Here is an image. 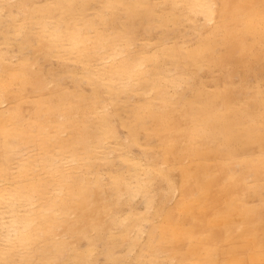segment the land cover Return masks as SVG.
I'll return each instance as SVG.
<instances>
[{
    "label": "bare ground",
    "instance_id": "1",
    "mask_svg": "<svg viewBox=\"0 0 264 264\" xmlns=\"http://www.w3.org/2000/svg\"><path fill=\"white\" fill-rule=\"evenodd\" d=\"M32 1L17 0L20 10L12 11L6 3L13 0H0L4 39L16 45L13 40L18 38L24 45L31 37L26 30L33 28L38 52L48 48L47 55L51 50L52 55L81 62L83 69L79 74L95 84L96 95L102 88L109 98L118 84L130 93H150L135 107L131 132H136L137 123L143 127L147 135L142 143L144 151L153 149L156 156H161L162 165L151 158L127 155L131 156L128 159L136 177L130 194H143L145 202V211L131 210L120 220L127 235L122 239L130 238L128 258L134 256L127 264H264V100L259 89L256 87L255 94L243 101L238 99L240 86L237 91L231 86H217L206 93L198 88L195 96L185 102L173 99L169 94L177 93L171 89L179 75L186 73L185 69L174 75L156 73L159 63L152 55L143 54L136 59L130 53L123 55L119 43L123 35L119 30L106 28L118 12H123L130 22L137 17L157 16L154 0H47L45 9L38 8V12L49 19L58 7L68 13L80 3L83 13L91 1L100 3L94 20L75 16L72 21L61 23L67 19L61 15L55 23L48 22L50 25L35 19ZM107 7L112 19L103 13ZM182 7L188 8L186 18L202 13L213 28L186 53L194 71L201 65L216 67L229 61L240 63L252 55L264 57V0H173L172 9L165 16L162 14L163 20L159 19L175 22ZM13 20H17L14 30L10 28ZM44 31L48 42L40 44ZM5 52L0 48V238L5 242L0 243V264H58L59 256L70 260V264H93L95 246L80 249L76 240H69L76 230L99 227L102 214H113H108L110 200L101 196L105 195L107 183L103 176L94 174L99 161L92 159L98 147L119 140L118 130L109 123L112 110L98 107L96 98L86 104L84 99L74 100L67 89L43 94L46 75L32 70L25 59L14 60ZM170 52L167 50L166 54ZM51 57L53 61L54 56ZM117 77L118 84L114 83ZM166 78L170 84L160 81ZM30 92L37 96L28 97ZM175 167L179 179L171 174ZM156 177L166 181L167 192L159 199L147 191ZM118 180L107 185L116 197L113 200L124 188ZM171 191L178 194L173 199L169 198ZM130 224L133 228H129ZM146 225L149 249L144 252L136 247V241L142 238Z\"/></svg>",
    "mask_w": 264,
    "mask_h": 264
},
{
    "label": "rangeland",
    "instance_id": "2",
    "mask_svg": "<svg viewBox=\"0 0 264 264\" xmlns=\"http://www.w3.org/2000/svg\"><path fill=\"white\" fill-rule=\"evenodd\" d=\"M16 1L17 0H13V2H11V3H6V4H9L11 6L12 11H19L20 10L16 4L17 3ZM34 1H32V2L35 3L36 7L34 6L35 9L33 8L31 12L34 15L35 19H40L45 25H50L51 22L55 23L57 21L58 17L61 15H66V17H67V19H65V21H63L61 23H64V22L66 23L68 20L72 21L75 18V16L76 17L78 16L77 18L94 20V19H96V15L99 11V5H100V3L98 1H96V2L91 1V3H89L88 7L85 9V11L83 13H81L80 8H79L80 6L78 5L80 3H78L71 10V12H68V13L65 11L64 8L58 7V9H56L57 12L54 11L51 15L53 18L50 17V19H49V17L44 16L45 18H47L46 22H45L41 11L40 12H38V11L41 9L42 10L45 9L44 7H45V4L47 3V0H34ZM45 1H46V3H45ZM172 1L173 0H154V2H153L154 7L156 6L155 8H157L155 10V12L157 13L159 11L161 13V15L163 14L165 16L166 12H169V10L172 9ZM166 2L168 3L167 5H166ZM1 5H3V4L1 3ZM91 5L92 6L96 5V6L92 7ZM165 5H166V7H165ZM38 8H39V10H38ZM9 9L4 10V12L7 13L9 11ZM77 9H79L80 13H79V11H77ZM177 9H179V8H177ZM92 10H95V11H92ZM177 11H179V10H177ZM34 12H36V13H34ZM55 12H56V15H55ZM159 12L157 13V16L153 14V17L150 15L149 18H142V19H141V17H137V18L132 19V22H130L126 19L123 12H118L115 20H113L111 9L109 7L103 9L104 15L110 16L112 19V22L107 23V25H106V28L108 29V31L110 29H116V30H119L121 35H123L122 42H119V43H121L120 49H121L123 55H128V53H130V54H132V57L135 59L137 57H139L140 55H143V54L152 55L154 57V59L156 60V63L157 62L159 63V68L155 69L156 73L158 72V73L162 74V73L168 72V73L174 75L177 71L185 69L186 73L179 75V78L176 80V85L174 87H172V89H171L172 93L177 92L176 94H169L173 99H176L178 102H185V101H187V100H189L195 96V90H197L198 88L202 89V93H206L207 91L215 89L217 86H219V87H226V86L230 87L231 86L234 88V91H237V87L240 86V90H239L240 95L238 97V99L240 101H243L249 95H254L256 92V87L259 89L260 96L264 100V57L257 58V57L252 55L248 59L243 58V61L240 63H235L233 61H229L228 63H224L223 65H219L216 67H208V66L201 65V67L199 69H196V71H194L193 70L194 67H192L190 65V63H188V61L186 60V55H187L186 53H187V51H192V49L202 41L203 34L207 35L208 33H210L213 30L212 23L207 21L203 17L204 15L202 13L201 14L200 13L194 14L193 15L194 18L193 17L190 19L186 18L184 15H185V13L188 12L187 7H182V11L180 12V16L178 17V19H180V18L181 19L180 20L177 19L173 23H171L170 21L169 22L168 21L163 22L162 21L163 15L162 16L159 15L160 14ZM54 16H56V17L54 18ZM145 16H148V15H145ZM6 18H10V16L6 17ZM18 18L23 19V16L19 15ZM159 18H161L162 20ZM123 20H125V21L127 20V21L125 22ZM198 20H199V22H198ZM4 21L5 20L2 21L3 26H5V24H6V21L5 22ZM15 21H17V20H13V23L10 26V28L12 30H14V26H15L14 22ZM146 21H148V22L146 23ZM155 21H158L159 23L161 22V24H158ZM113 22H115V23H113ZM193 22L196 24H194ZM164 24H167V25H164ZM133 26H134V28H133ZM195 26H198V27L196 28ZM173 28H176L177 31H175V29H173ZM188 29H190V30H188ZM187 30H188V32L186 33L185 31H187ZM32 32H34L33 28H29L26 30V34L31 36L29 43H25L24 45H21V40L18 38H15L13 40V42L16 45H13L11 40H9L8 38L4 39L5 32L0 28V34L1 35L3 34L2 36L0 35V43H1L0 48L4 49L6 51L5 53H7V55H10L11 57L14 56L13 57L14 60L25 59L29 63V65L33 66V68L31 67L32 70L39 72L43 77H44V74L46 75L45 78L48 82L46 81V85L42 90L43 94H45V95L50 94L52 91H54V89L59 88L61 90H63V89H67V91L69 90V93L70 92L72 93V94L70 93V95L72 96V98L74 100L84 99L83 100L84 104H86L87 101H91L93 98H96L97 103H98L97 104L98 107H100V108H102V107L107 108L108 107L112 110V114H111L112 117L110 116L109 123H110V126L113 127V129H115V127H116V131L118 130L117 135L119 137V140L114 139V140H111L110 143H107L106 146L102 145L101 148L98 147L96 149L98 151L95 150V153L92 156V159L94 158L95 160L99 161L98 163H97V161H95L97 164H95V166H96L95 170L96 171H94V174H98L100 177L103 176V179L106 181L107 185L108 184L111 185L113 182H115V179H117V180L119 179L116 182H121L123 187H124L122 194L120 196H118L117 199H115V200H113L112 197H114V198H116V197L110 192V190H109L110 187L107 186L106 184H105L106 185L105 195H104V193L103 194L101 193L102 198H104V199L108 198L110 200V203H109L110 204V211H108V214L110 215L113 213L112 215H114V216H112V215L108 216L106 214H102L101 225L99 227L95 228L94 230H93V228L92 229L89 228L90 230H88V228H86V230H79V231L76 230L77 232L75 235L70 234V236H72L71 237L72 239L69 241H75L76 240L75 242L77 243V246L80 247V249L81 248L87 249L90 247V245L95 246L93 254L95 253L96 256L94 255V257H93L95 259V263H93V264H96V262L98 264H100V263L103 264V260H104V264H111V263H113V264H127L128 259L134 260V256L132 258H128L129 257V250H131V249H129L130 248V243H129L130 238L122 239V236L125 237L127 235L125 233V230L122 229V227H121L122 226L121 221H122L123 217L126 216L127 213L130 212L131 210H134V211L137 210L135 212L145 211V204H144L145 202L143 200L144 197L142 196L143 194H139L138 196H133L130 194V190L133 188L134 184L136 183V177L133 176V171L131 169V164H130L131 159H128V158H131V156H128V158H127V155L132 153L141 159L151 158L156 164L162 165L161 156H156L155 151L153 149H150L151 150V151L149 150L150 152L144 151L145 149L143 148L142 143H144L146 141L147 135L144 133L143 127H140L141 125L139 123H137L135 125L136 132L135 133L131 132L132 125L135 124V119H134L135 114H136L135 107L137 106V104L139 102L143 103L146 100L145 97H148L150 95V93L149 92L146 93V91H144L142 94L138 95L134 92L130 93V91L129 92L125 91V90L120 88V85L118 84L119 78L117 77L114 80V83H117L118 86L112 90L111 94L109 95V98H108L107 94L102 93L103 92L102 88L97 90V95H96L95 90H94L95 84L93 82H92L93 83L92 84L90 81H88V79L85 76L79 74L83 69V65L81 62L73 61L71 59L65 60L63 57H61L59 55H52L53 53L51 54V52H52L51 50H50V54L47 55L49 53L48 48H44L43 53L38 52L37 47L39 45H38V42L36 41L37 37ZM44 33L45 34H44L42 42L40 44H46L48 42L47 37H46V32L44 31ZM188 36H190V37H188ZM169 38H171V39H169ZM200 38H201V40H200ZM129 42H130V44H129ZM119 43H118V45H119ZM170 43H171V45H170ZM52 44H53V42H52ZM118 45L116 44V48H118ZM161 45H163V46H161ZM2 46H3V48H2ZM13 47L16 49H14ZM51 47H52L51 48L52 50L55 49L54 45H51ZM26 50H27V52H25ZM30 50H31V52H29ZM114 50H115V48H114ZM167 50L171 51L170 55L166 54ZM40 56L41 57L43 56L42 59L37 60L40 58ZM51 56H54L53 61H52ZM163 56H164V59H163ZM215 57H217V53L215 54ZM168 59H171V60L169 61ZM35 61H36V64H35ZM160 61H161V63H160ZM32 62H34L33 63L34 65L32 64ZM47 62H49V63L51 62V63L48 64ZM42 65H45L46 68H44V66H42ZM41 66H42V68H40ZM58 68H59V70H58ZM203 68H206V69H203ZM42 69H43V71H42ZM56 69L58 71H56ZM75 70H77L78 72L75 73L74 72ZM83 80H85V81H83ZM160 81L167 83V84H170V82H168L169 81L168 78L161 79ZM181 81H182V83H181ZM73 88H75V89H73ZM79 90H80V92H78ZM103 90H106V89L103 88ZM181 90H184L185 93L181 92ZM81 92L82 93L84 92V94H82ZM118 92H120V94H118ZM73 93H75V94H73ZM114 94H116V95H114ZM130 94H132V95H130ZM56 95L58 96V94H56ZM140 95H142L144 97H141ZM36 96L37 95H35V94L33 95V92H30V94L28 95V97H30V98H34ZM111 96H112V98H110ZM102 99H105L106 101H110V102H105V100L102 101ZM115 99H117V100H115ZM111 101H112V103H111ZM119 114H121V115H119ZM96 119H97V117H96ZM114 121H115V123H113ZM97 122H98V119H97ZM113 124L115 127L113 126ZM126 124L128 127L126 126ZM147 125H150V124L147 123ZM137 129H139L140 132L137 131ZM118 144H120L121 146H125V147L121 148V146H119ZM102 148H103V150H102ZM125 148L127 150H124ZM113 149H115L114 151L116 153L113 151ZM131 149H132V151L134 149V151L132 152ZM135 149H136V151H135ZM153 151H154V153H153ZM107 153H108V155H107ZM145 154H147V155H145ZM154 154H155V156H153ZM100 155H101V157H100ZM103 155H105V156H103ZM106 155H107V157H106ZM111 162H113V163H111ZM119 167H121V169ZM110 168H111V170H110ZM171 174H173L175 179H179V171H178L177 167L172 169ZM117 175H118V177H117ZM124 177H125V179H124ZM122 179L124 182L122 181ZM165 184H166L165 180H160L158 177H156V180H155L153 186H151L147 191L150 194H152V193H153V195L155 194L154 196L156 197V199H159V198L163 197V194L165 192H167V190H165ZM100 192H101V190H100ZM171 192H172L171 196L169 197L170 199H173V197L175 198L176 195H178V194L173 193V191H171ZM141 202H142V204L140 205ZM137 206H139V207H137ZM116 212L118 215L115 214ZM114 217H116V219ZM109 220H112L113 223L110 222ZM144 223H145V221H143V225H145ZM104 227H106V228H104ZM117 228H120V229H117ZM129 228H133V225L130 224ZM147 229H148V226L144 229L145 230L144 233L141 231L143 233L142 238H139L136 241V247H138L140 250L141 249L144 250V252H147L149 249V247H148L149 240L147 241V239H146L148 237ZM82 231H83V233H82ZM77 233H78V235H77ZM109 233H110V235H109ZM106 234H108V236ZM107 237H109V238H107ZM117 237H119L121 239L118 238L119 240H117ZM106 238H107V240H106ZM124 242H125V244H124ZM0 243L5 244V242H3V240L1 241V238H0ZM82 243H84V244L82 245ZM116 244H118V246ZM120 247H121V249H120ZM122 247L123 248L125 247V249H122ZM117 249H119V250H117ZM96 251L98 254L96 253ZM116 254H118L117 257H116ZM111 255H115V256H111ZM58 256H59V254H58ZM60 257H63V259ZM99 257H102V258L100 259ZM15 258H17V256H15ZM59 259L61 260V262L60 263L58 262V264H68V263L70 264V260L65 261L64 256H59ZM62 260H64V261H62ZM109 261H110V263H109ZM130 264H132V263H130Z\"/></svg>",
    "mask_w": 264,
    "mask_h": 264
}]
</instances>
